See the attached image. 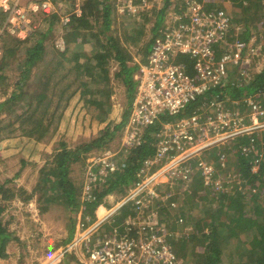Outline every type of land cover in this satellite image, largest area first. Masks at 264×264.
Returning <instances> with one entry per match:
<instances>
[{
    "label": "rangeland",
    "instance_id": "obj_1",
    "mask_svg": "<svg viewBox=\"0 0 264 264\" xmlns=\"http://www.w3.org/2000/svg\"><path fill=\"white\" fill-rule=\"evenodd\" d=\"M82 1L84 2L85 0H57L58 18L54 24H52L50 21L51 19H49L42 27V29L46 31H48L47 29L49 27H51L52 30L48 34V37L45 38L44 44L46 53L44 54L43 60L33 69V75L31 78V81H39L43 74L46 73V66H49L50 68L55 69V73L52 76V83L56 82L57 79L59 80L61 76L66 77V79H63L64 82L69 79L68 81H71L73 84L68 86L69 89L61 94V103L58 104L57 101V98L60 96V91H56V93H54L55 99L49 102L47 107L42 106L38 108L37 112L32 117L33 119H42L43 124H40L38 127H36L37 125L34 120H31L32 118L30 121H24V118H16L15 116L10 115V113L8 114L6 110H2L0 114V119L2 121L0 124V127H2L0 130V185L6 184L9 188L23 189L28 192L35 191L40 184L44 171L47 172L49 167H52L54 156L61 148L62 143H66L68 147H75L83 141H90L98 137L101 130L104 129L108 123L115 124L122 122L127 108H130V112L127 116L126 124L122 127L118 136L109 141V143L102 148L89 152L86 158L82 161L73 163L71 167V177L78 185H80V182L86 179L91 172L98 174L101 169V165L98 164V161H101L102 159L108 162L113 161L116 163V167H118L119 163L129 155L131 146L126 142V138L129 134L128 126L130 124L129 122L134 99L130 102L127 87L121 80V77L117 76L121 68L119 62L113 59L112 55L102 62L101 65L105 63L104 65L109 67L110 79L107 80L104 77L105 74L103 75L101 72L102 68L97 67L98 60L95 59H100L101 55L105 56L109 51H112V47L110 48L109 44L102 42L96 46L97 49H94L92 53L87 51V48H84V46L81 48L85 52L81 58V60L84 61L82 64L83 80L81 82H84L90 90L88 98L93 95V99L101 100L102 105L96 107L95 104L90 102V99L81 96L79 90L72 93L74 88L78 85L77 70H75L76 60L75 57H72L70 51H68L69 40L66 39L65 35L71 27L73 17L71 23L64 28L62 27V18L65 17V13L75 14L76 7L79 8L78 5L81 7ZM174 3L176 4L175 6ZM191 3L195 5L199 4L203 8L207 7L213 11L217 10L218 7H226L229 12H232H227L231 19V28L228 35L229 38L237 35L240 41L245 42V37L243 35L244 30L248 27L253 31V36L257 37L260 43L256 49L257 54L250 57L245 55L249 60V63H246V67L232 68L228 77L233 83H235L234 81H237L236 84L238 85L254 78V75L264 68L262 67V64L264 63V39H261V36L264 37V35L262 32L259 33L260 31L253 21H249L251 19L247 20V17L250 15L236 7L234 8L233 2L230 0H170L168 6L166 0H149L146 4L141 5L116 1L113 4L110 15L111 23L109 30L111 31V34L117 36L120 35L119 37L122 40L121 43L124 48L127 45L129 46V51L134 56L132 60L133 64L129 63V65H138V61L143 60L147 56L145 51L150 43L155 37H158L165 28L183 21L182 16L190 11L189 8ZM164 9L165 14L163 21L158 23V14ZM259 11L264 12V4L263 8L259 9ZM230 14L233 15L234 18H232ZM89 20L92 25L91 28H81V30L86 32L90 29V31L98 32L102 35L103 40L107 41V38L105 37L106 29H103V13L100 11L99 15L90 16ZM262 25L264 27V20H262ZM63 31L64 35L62 36ZM238 32L241 36L237 34ZM61 36L64 37L65 40V49L58 47ZM18 43L20 47L16 52V58L18 61H21L22 59H25L26 49L32 44V40L24 42L15 40L13 42L14 45ZM227 43H230V41ZM251 45L252 44H250V46ZM85 46H87L89 50L91 44H86ZM137 46L138 48L136 49ZM221 49H224V47L221 46ZM131 54L129 55L132 57ZM219 55L221 54L219 53L218 56ZM2 56L3 48L0 47V59ZM10 58L9 65L4 69L6 79L4 82L0 83V103L9 97L10 93L14 91L17 86L16 82L20 78L18 61L13 57ZM98 62L100 63V61ZM93 65L97 66L92 70ZM85 69H87V71H85ZM89 70L90 72H88ZM34 85L35 86H33L32 89L33 93L38 92L39 87V90L42 89L40 85ZM60 87H64V84L58 85L57 89H60ZM71 93L73 95L68 98ZM247 99L246 102L252 100L260 103L262 105L261 107H264V97H261V99L249 97ZM232 101L237 103L239 100L234 99ZM32 103L34 105V102ZM228 103L230 102L228 101ZM228 106H230V104H228ZM233 108L241 109L238 112L245 115L251 113V109L246 104H243L240 107H232V109ZM34 109L35 108L31 107L29 112H32ZM253 117L255 120L264 123V118H257L256 112L250 114V118ZM48 123L49 129L48 131H45L44 127ZM220 148L221 146L218 145V147L212 150L209 149V157L216 161V166L219 169L226 172L224 175L228 179L229 187H231V182L236 183L235 168L238 165V161L234 155L232 157L229 155L228 157L230 158L228 165H221L218 162V156L216 154V150ZM225 149V146L222 145L221 150L224 151ZM226 150L230 153L229 147H227ZM192 164L194 165L195 163L192 162ZM157 169L158 167L154 165L149 172L151 174L155 172L152 174L155 175ZM147 174V171L146 173L141 171L140 176L142 180L146 178ZM156 181L159 182L157 187L159 194H161V191H170L172 185H174L173 179H162L161 176L158 177ZM141 182L143 183V181H140V183ZM137 187L138 184L133 185V187L127 190L126 193L120 194L116 191L107 195L102 203H100L95 209V219L97 220L96 215H99L100 207H104L108 210L107 213L100 216V219H104L109 216V212L111 213V211H114V209H116V207H118L120 203L132 193V191H136ZM58 190L59 188L56 186L53 187L52 190H47V192L36 190V193L34 194L35 196L29 201H24L25 199L23 197L25 196H23V194L22 196L17 194L14 199L9 201V206L3 217L6 222L11 221L12 216L14 217L13 227L20 240L13 241L9 244V256L7 258H0V264L81 263L79 260H76L74 254L71 253L66 254L64 258L60 260L61 255H59V250L64 247L63 242L69 237L71 218L76 215V220L78 222L80 217H82L83 207L81 210L76 211L73 206L67 204L66 199L62 195L59 196L58 192H55ZM82 190L81 193H79L78 201H83ZM212 190L216 189L212 188ZM42 193H45L46 198H50L48 203L44 201V196L43 198L41 197ZM179 203L184 208L182 202L179 201ZM185 203L186 202H184V205ZM168 205H170L169 201H165L163 205L157 206L158 213L149 211L148 214H144L145 218H141L140 215L142 212L139 213V220L137 222L140 223L142 220L150 221L151 216L155 214L164 219V229L166 228L168 231L173 227L169 228L167 225H174L177 227L176 231L179 234L178 237H184L187 235L186 232H188L186 229L190 227V224H193L185 218L184 226H181V224L177 222L175 224L174 219L168 221V214L175 215L176 211L180 212L182 210L180 207L176 210L170 207L168 211H164L163 207L166 208ZM118 210L119 209L117 208L116 212ZM154 211H156V209ZM116 212H114L113 215H110V218H108L109 220L107 219L109 222H114L115 220L113 218L121 214V212H118L117 214ZM87 218L91 219L90 216H87ZM126 220H128V218ZM87 221H89V219ZM152 223L151 220L149 224L152 225ZM19 224L20 226L18 227ZM180 228H185V231H182ZM192 230L194 231L195 229ZM169 232H171V230H169L168 233ZM179 240L181 241L183 239ZM184 244L185 250L182 253L185 254V256L183 257V263L196 264L195 259H198V257L195 256V250L201 251L202 246L199 243L197 248H195V243L192 242ZM241 250V258L250 261L251 254L247 252V249L241 248ZM226 251L227 253L230 251L235 252V244L232 242L230 248H227ZM175 252L177 253L176 248ZM238 256V254L237 256H232V260H238ZM225 259L224 263L228 264L230 258L226 256Z\"/></svg>",
    "mask_w": 264,
    "mask_h": 264
},
{
    "label": "trees",
    "instance_id": "obj_2",
    "mask_svg": "<svg viewBox=\"0 0 264 264\" xmlns=\"http://www.w3.org/2000/svg\"><path fill=\"white\" fill-rule=\"evenodd\" d=\"M116 1L85 0L83 2V15L81 17H76L75 14L72 15L73 20L71 27L65 35L66 39L69 40L68 51H70L72 57H75L76 60L75 70H77L78 85L74 88L72 93L79 90L81 96L90 99V102L95 104L96 107L102 105L101 100L93 99V95L88 98L90 90L84 82H81L83 80L82 64L84 63L81 58L85 54L83 49H81L83 46L75 47L73 49L72 47L70 48V43L74 41L77 44L80 39H82L83 43L88 41V32L86 33L82 31L81 28H91L92 25L89 17L99 15L100 11L103 13V29H109L111 23L110 15L113 4ZM166 1L168 6L170 0ZM230 1L233 2L234 8L236 7L237 9L248 13L250 16L247 17V20L251 19L249 21H253L260 31L259 33L262 32L264 35V27L262 25V20H264V15L262 14H264V12L259 11V9L263 8L264 0ZM218 9H223L226 12H229L226 7H218ZM57 14L58 13H54L50 17L45 16V22H48V20L51 19V23L54 24L58 18ZM164 14L165 9L161 10L158 14V23L163 21ZM33 17L35 18V21L38 20L36 15ZM231 17L234 18L233 15H231ZM5 19L6 15L0 11V47L3 48V56L0 59V83L4 82L6 79L4 69L9 65L10 57H13L18 61L16 58V52L20 45L19 43L14 45L13 42L15 40H20L22 42L32 40V44L26 49L25 59L18 61L20 78L16 82L17 86L14 91H12L9 97L0 103V114L2 110H6L8 114L10 113V115L15 116L16 118H24V121H30L39 107H47V104L55 99L54 93H56V91H60V96L57 98V101L58 104L61 103V94L69 89L68 86L73 83L68 81L69 79L64 82L63 79H66L65 76H61L59 80L57 79L56 82L52 83V76L55 73V69L50 68L49 66H46V73L43 74L39 81H31L33 69L35 66L39 65L46 53L44 42L52 29L49 27L47 29L48 31H46L41 28L40 30H36L25 40H21L11 34L7 29L1 32V27L4 25ZM89 34L92 35L90 41L96 37L99 39L98 43H101L99 38L100 33L91 31ZM237 34L241 36L239 32ZM63 35L64 32L62 36ZM243 35L245 37V43H248L253 36V31L247 27L244 30ZM110 39L115 42L114 49H111L113 51H109L105 56L99 55L100 59L97 60L100 61V63L97 61L98 66H96L102 68V74H105L104 77L109 80V67L105 66V63L103 65L101 64L112 55L121 66L117 76L121 77V80L127 87L130 102H132L135 98L138 84L137 80L134 79L138 65H128V62L132 61L133 57L129 55V51L126 50V47L124 48L121 46V39L119 36L112 37V35H110ZM261 39H264V37L261 36ZM219 47L220 46H217V48ZM73 50H76V52H73ZM217 53L220 52L217 51ZM176 61L187 63L190 67V73L195 74V62H193L190 57L187 55H179L176 58ZM96 66L93 65L92 70L95 69ZM85 71H87V69H85ZM231 71L232 68L229 69L228 73ZM88 72H90V70ZM228 78L226 77L223 79L221 84L215 85V87L211 88L206 94L201 96L198 101L194 102L191 106H188L185 111L181 113L183 114L182 116L193 114L196 108L201 106L206 99L215 94H222L221 96L227 99L225 104L229 109L246 104V98L253 97L255 99H261V97H264V68L254 75V78L250 81H244L240 85L236 84L237 81H234L235 83L228 81ZM34 84H36V86L40 85L42 89L39 90V87L38 92L33 93L32 89L33 86H35ZM60 84H64V87L57 89V86ZM72 93L68 98L73 95ZM234 99L239 101L234 103L235 101H232ZM228 101L230 103H228ZM32 102H34V105ZM228 104H230V106H228ZM31 107L35 109L32 112H29ZM129 109L130 108H127L122 122L115 124L108 123V125L101 130L98 137L90 141H83L75 147H68L66 143H62L61 148L54 156L52 167H49L47 172L44 171L40 184L36 190L47 192V190H52L55 186L58 187L59 190L55 192H58L59 196L62 195L66 199L67 204L73 206L76 211L81 210L83 207L84 217L90 216L91 219L89 218V221L92 223L95 209L100 203H102L107 195L116 191L120 194L126 193V191L132 188L133 185L138 184V182L141 181L140 174L145 165V161L153 158L157 154L156 137L162 132L164 123L173 120L175 118L174 116L172 117L167 113L160 114V118L156 120L154 125L149 126L144 130L142 141L130 148L129 155L119 163L118 167L108 169L105 175L98 173L97 180L93 181L91 184L90 193L92 199L78 201L79 193L84 189L86 181L84 179L80 182V185H78L71 177V167L73 163L82 161L86 158L89 152L102 148L104 145L108 144L109 141L118 136L122 127L126 124L127 116L130 112ZM31 120H34L37 125L36 127L43 124L42 119L32 118ZM1 122L0 119V124ZM49 123L45 125V131H48L49 129ZM1 129L2 127H0V130ZM252 139L254 140L256 147L259 145L261 146L260 148H264V128L256 129L252 135L239 136L218 144L221 148L222 145H224L226 149L229 147L230 153L226 149L222 151L220 148L216 150L217 155L219 153L225 154V156L236 155L238 165L236 166L235 171L239 177L242 178L239 181L236 180V183L231 182L232 186L228 191L212 190L211 186L206 185L203 182L201 170L196 168V161L192 160L195 164L188 163L187 166L191 167L193 172L195 170L194 173L190 172L189 174H186L184 172H177V174L173 176L174 185H172L170 191H161V194H159L157 198H153V200L151 198L149 201L145 202V207L143 208V211L141 210V218H145L144 214H148L149 211L154 212L156 206L163 205L165 201H169L170 205L166 207L167 210L163 207L164 211H168L170 207L175 210L180 207L182 210L180 212L176 211L175 215L168 214V221L174 219L175 224L176 222L179 223L181 221L179 224L184 226L185 218L193 224L186 229L188 230V232H186L187 235L180 238L178 237V233L173 234V232H176L177 227L174 225H167L169 228L173 227L172 229H169L171 232H169L170 235L168 240L173 244L174 249L176 248L177 250L179 264H184L183 257L185 254L182 252L185 250L184 243L187 242L195 243V248H197L199 243L202 246L201 251L195 250V256L198 257V259H195L196 264H225L226 256L230 258L228 264H264V159L260 162L259 170L257 172H252L251 168L256 159H254L252 155L244 153L242 148L243 145L250 144ZM218 145L212 146L210 150L218 147ZM260 153L261 152H259V154ZM155 166L159 167L161 166V163ZM36 190L28 192L23 189L9 188L6 184L0 185V258H7L9 256V244L13 241L20 240L13 227L14 217L12 216L11 221L7 222L3 217L9 206V201L14 199L17 194L21 196L23 194V196H25L23 197L25 199L24 201H29L35 196L34 194L36 193ZM43 196L45 197V193H42L41 197L43 198ZM44 201L48 203L50 198L45 197ZM179 201L182 202L185 209L178 205ZM184 202H186L185 205ZM137 207L138 204L134 202L123 205L122 213L115 217V221L112 222L113 224H109V221H107L105 224L101 225L100 228L103 227L105 232H110L109 234L115 233L116 230L123 233L127 227L130 228L131 233L136 232L133 224L130 223L128 225L127 223V225L123 224V226H120V224L124 223L127 218L132 221L134 217H137ZM104 213H107V211L104 210L103 207H100V216H103ZM154 215L155 214L151 216L153 222L151 226L157 229L163 228L165 223L164 219ZM150 221L147 220V222ZM70 222V234L63 242L64 246H66L74 236L76 229V215L71 218ZM180 229L185 231V228ZM192 229L195 230L193 231ZM179 239L183 240L180 241ZM232 242L235 244V252L230 251L227 253L226 250L227 248H230ZM241 248L247 249V252L251 254L250 261L241 258ZM236 252L239 255L238 260H232V256H237Z\"/></svg>",
    "mask_w": 264,
    "mask_h": 264
},
{
    "label": "built area",
    "instance_id": "obj_3",
    "mask_svg": "<svg viewBox=\"0 0 264 264\" xmlns=\"http://www.w3.org/2000/svg\"><path fill=\"white\" fill-rule=\"evenodd\" d=\"M118 2L146 4L148 0ZM57 6V0H0V11L6 15L1 32L7 29L14 36L25 40L46 24L45 16L58 13ZM78 6L75 14L80 16L82 9ZM189 9L182 16L183 21L165 28L155 37L148 55L138 61L135 76L138 84L126 142L131 147L139 144L144 130L154 125L160 114L167 113L175 118L164 123L162 132L156 137L157 154L146 160L141 170L143 173L147 171L151 176L147 174L144 180L141 178L143 183L139 182L137 190L132 191L116 208L134 202L138 204V214L141 213L146 201L159 196L157 178L161 176L162 179H173L177 172H193L187 166L191 160L196 161V168L201 170L206 185L219 191H228V180L217 171L213 158L209 157V149L226 140L252 135L256 129L264 128V123L254 117L250 118L252 112H256L257 118H264V107L260 103L247 101L246 105L251 113L245 115L238 112L241 109L227 108V99L222 94L206 99L193 114L182 116L181 113L188 106L228 78L229 69L246 67V63H249L246 56L256 55L257 46L260 45L255 36L251 37L249 42L252 43L248 42L249 44L240 41L237 35L229 38L231 19L225 10L213 11L193 3ZM34 15L38 20L35 21ZM72 15L65 13L62 18L63 28L71 23ZM58 47L65 49L62 36ZM217 51L221 55L218 56ZM179 55H187L195 62V74L190 73L187 63L176 61ZM260 147L255 146L253 139L250 144L242 146L244 153L256 159L252 172L259 170L260 162L264 159V148ZM218 157L224 165L225 154L219 153ZM160 163L157 173L152 175L155 172L151 174L149 170ZM98 164L101 165L98 173L104 175L108 169L116 168L113 161L102 159ZM97 175L91 172L85 179L83 201L92 199L91 184L97 180ZM88 219L82 212L76 235L71 243L62 247L59 255L75 252L82 264H179V257L168 240L170 234L166 228L157 229L146 220L137 222L139 224L132 220L128 225L133 224L136 232L131 233L128 227L123 233L116 230L113 234H104L91 245L94 227L99 228L104 220L90 223ZM84 247L88 250V256L82 254Z\"/></svg>",
    "mask_w": 264,
    "mask_h": 264
},
{
    "label": "crops",
    "instance_id": "obj_4",
    "mask_svg": "<svg viewBox=\"0 0 264 264\" xmlns=\"http://www.w3.org/2000/svg\"><path fill=\"white\" fill-rule=\"evenodd\" d=\"M149 1V0H148ZM82 6H81V9H82V14L80 15V16H78V15H75L76 17H81L82 15H83V1H82ZM131 4H135V5H141L140 3H131ZM176 5V4H175ZM64 32V31H63ZM88 32V34H87V39H88V41H85L84 43H83V41H82V39H80L79 40V43H75V42H73L72 41V43H70V48L72 47L73 49L76 47H82V46H84V48H87V51H89V52H93L94 51V49L96 50L97 48H96V46H98L99 44H101L102 42L103 43H106V44H109L110 45V48L112 47V49H114V45H115V42L114 41H112L111 39H110V35H112V37H114V36H117V35H115V34H111V31L109 30V29H106V31H105V33H106V38H107V41H104L103 40V38H102V35L100 34V42L101 43H98V41H99V39H97L96 37L94 38V39H92L91 41H90V37H92V35L91 34H89V33H91V31H90V29L88 30V31H86V33ZM92 32H94V31H92ZM104 33V34H105ZM104 36V35H103ZM120 36V35H119ZM122 41V40H121ZM154 41V40H153ZM68 43H69V41H68ZM121 43V42H120ZM86 44H91V47H90V49L88 50V47L87 46H85ZM151 44H153V42H151L150 43V45H149V47L147 48V50L145 51V52H147V53H149L150 52V50H151V47H152V45ZM121 46L123 47V45H122V43H121ZM126 48H127V50L129 51V46L127 45L126 46ZM138 48V46L136 47V49ZM113 51V50H112ZM73 52H76V50H73ZM113 53V52H112ZM146 53V54H147ZM129 54H131L130 53V51H129ZM132 55V57H134L133 56V54H131ZM92 59H94V58H92ZM96 60H97V58H95ZM113 59H115V58H113ZM133 59V58H132ZM129 63H132V61L130 62H128V65H129ZM133 64V63H132ZM133 66V65H132ZM135 66V65H134ZM136 73V72H135ZM134 79H135V75H134ZM178 205L179 206H181L180 205V203L178 202ZM122 207H123V205L120 207V208H118L119 210L116 212V209H114V211H111V213L109 212V216H107L106 218H104V219H100L101 217H100V214L99 215H96V218H97V220L95 219V216H94V219L92 220V222H96L97 221V223L98 222H100V221H102V220H104V222H102L101 224L103 225V224H105L109 219L108 218H110V215H113L114 214V212H116V214L119 212H121L122 213ZM104 208V207H103ZM156 209V211H154L155 213H158V207L156 206L155 208H154V210ZM104 210H106V208H104ZM99 211H100V209H99ZM107 212H108V210H106ZM154 216H157V215H154ZM108 219V220H107ZM113 219H115V217L113 218ZM139 220V217L137 216V218L135 217V219H133V221L134 222H137ZM129 221H131V220H125L124 221V223H121L120 224V226H123V224H126L127 225V223L129 222ZM183 221V220H182ZM179 223H181V221L179 222ZM100 224V225H101ZM109 224H113L112 222H109ZM190 224V223H189ZM99 225V226H100ZM20 226V224L18 225V227ZM98 226V227H99ZM105 226V225H104ZM113 226V225H112ZM190 226H191V224H190ZM77 230H78V222H77V220H76V229H75V233H74V236L76 235V232H77ZM100 230V231H99ZM179 231V230H178ZM108 233H110V232H105L104 231V228L102 227V228H95L94 227V229H93V234H92V237H91V245L99 238V237H103L104 236V234H108ZM174 233H178L177 231L176 232H173V234ZM74 236H73V238H74ZM73 238L71 239V241L69 242V243H71L72 242V240H73ZM60 251V250H59ZM71 254H74V258L76 259V260H79V258H78V256H77V254L75 253V252H72ZM82 254L84 255V256H88V250L86 249V247H84L83 249H82ZM55 255V254H54ZM53 255V256H54ZM66 255V254H65ZM65 255H62L61 254V257H60V260L61 259H63L64 258V256ZM80 261V260H79Z\"/></svg>",
    "mask_w": 264,
    "mask_h": 264
},
{
    "label": "clouds",
    "instance_id": "obj_5",
    "mask_svg": "<svg viewBox=\"0 0 264 264\" xmlns=\"http://www.w3.org/2000/svg\"><path fill=\"white\" fill-rule=\"evenodd\" d=\"M136 73H137V70H136ZM136 73H135V76H136ZM136 79V78H135ZM218 156V155H217ZM233 155H231L230 157H232ZM235 157H236V155H234ZM230 157H228V156H226V159H225V162H224V164H226V165H228V161H229V158ZM236 159H237V157H236ZM214 160V159H213ZM192 160L190 161V163L192 164ZM218 162L220 163V160H219V157H218ZM221 164V163H220ZM214 165H215V167H216V169H217V171L223 176V178L227 181L228 179H227V177L224 175V174H226V172L225 171H222L221 169H219L217 166H216V161L214 160ZM221 165H223V164H221ZM236 172V171H235ZM242 178L241 177H239V175L236 173V179L235 180H241ZM229 190V189H228Z\"/></svg>",
    "mask_w": 264,
    "mask_h": 264
}]
</instances>
